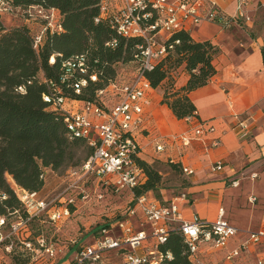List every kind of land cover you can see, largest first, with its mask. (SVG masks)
I'll list each match as a JSON object with an SVG mask.
<instances>
[{
  "label": "trees",
  "instance_id": "1",
  "mask_svg": "<svg viewBox=\"0 0 264 264\" xmlns=\"http://www.w3.org/2000/svg\"><path fill=\"white\" fill-rule=\"evenodd\" d=\"M101 3L102 0H0V9L12 11L22 8L29 17L35 15L33 12L38 15L40 9L47 14L57 12V22L62 26L59 32L46 30L38 49L34 48V42L39 34L33 36L27 26L10 30L0 37V194L8 197L6 200L0 199V216L17 212L20 208L27 212L8 183L7 176H11L21 188L38 194L46 186L47 169L57 172L79 168L93 154L94 148L86 139L70 136L64 114L46 103L43 95L57 94L69 100L94 101L100 90L117 81L114 79L113 66L136 59L143 40L119 36L110 19L96 22L101 14ZM47 23L45 20L40 33ZM114 40L118 42L116 47L107 45ZM166 45H173V50H168L155 69L145 76L152 88L163 89L162 103L167 104L178 119H185L196 112L188 94L208 85L216 75L214 59L220 49L210 41L194 40L190 32L184 30L175 32ZM80 55L86 57L88 75L83 76L79 71L68 74L64 64ZM52 57L55 59L54 64L50 62ZM181 67H185L190 79L178 91L173 75ZM92 74L98 76L97 82L89 78ZM64 76H67L66 81H63ZM83 78L88 80V85L78 95L73 85ZM20 86H26L24 94L16 92ZM137 163L147 179L135 190V195L157 194L163 186L161 172L141 158L137 159ZM168 166L176 173H183L179 163L168 161ZM98 184L97 177H91L85 184V190L91 193L88 201H106L108 194L117 196L130 192L118 193L115 186L111 185L100 190L103 199L98 200L92 195ZM87 186H91V189H86ZM71 194L65 196V205L73 210L77 203L85 200L81 192L77 196ZM68 198H73L74 203L69 204ZM132 205L131 201L127 211L116 218L104 216L105 222L97 228L96 233L89 236L93 240L80 246L76 254L99 238L103 229L127 220ZM46 215L43 213L33 219ZM161 250L170 251L173 258L164 259L160 264H197L190 258L184 237L179 232H171Z\"/></svg>",
  "mask_w": 264,
  "mask_h": 264
},
{
  "label": "built area",
  "instance_id": "2",
  "mask_svg": "<svg viewBox=\"0 0 264 264\" xmlns=\"http://www.w3.org/2000/svg\"><path fill=\"white\" fill-rule=\"evenodd\" d=\"M0 11L7 12L8 9H0ZM38 13L48 23L36 37L35 49L42 44L46 30L62 31V26L55 19L54 12L47 14L40 9ZM100 19H110L117 34L123 38L139 37L143 40L139 54L135 56L140 61L137 76L131 81L110 83L97 93L94 101L69 100L57 94H44V101L64 114L70 136L86 139L94 148L93 154L81 167L70 170V184L55 200L41 199L37 193L29 192L18 185L12 189L30 217L47 213L53 220L60 219L62 215L61 209L58 208H65L63 215H69V208L65 205L67 194L81 188L82 199L85 201L90 199L91 193L85 190L84 186L91 177H97L99 181L92 192L98 200L103 199L100 190L111 185L115 186V191L118 193L133 192L134 197L131 200L133 205L129 209L127 220L120 221L109 229H103L101 236L92 244L82 248L73 261L63 264H108L107 258L113 253L120 257L122 264H160L164 259L173 258L170 251L161 250V246L168 242L173 231L179 232L184 237L190 258L195 263L202 264L199 254L203 247L214 251L223 250L237 237L240 230L225 219L223 207L218 210L215 222L206 223L198 217L186 220L180 208V203L188 200L186 193L180 194L169 203L154 199L151 193L135 195V190L147 179L144 170L137 163L142 152L138 134L144 123V109L150 105L148 93L152 90L145 74L155 69L168 50H173V45L167 46L166 41L175 32L182 30L189 32L191 26L200 25L204 21L216 22L223 28L230 29L234 25H242L243 21H250V17L242 6L239 7L236 15L226 17L214 1L210 2L207 11H203L201 0H102L101 14L96 22ZM165 35L167 38L161 40ZM176 43L178 44L179 41ZM117 44V40H114L107 45L114 48ZM50 62L54 64V57ZM85 62V55H80L67 61L64 67L68 74L79 71V74L86 76L88 69ZM89 78L93 82L98 80L96 74L90 75ZM66 79L67 76H64L63 81ZM87 85L88 80L83 78L74 83L73 89L80 95ZM25 91L26 86L16 89L20 94H24ZM107 96L111 98L108 102L105 100ZM115 97L118 99L117 102L114 101ZM69 102L71 104H68ZM196 117L197 112L185 119L190 121ZM96 119H103L104 122L99 125L94 124L93 120ZM205 132L212 134L215 132V127L208 122H200L194 134L201 137ZM175 139L180 140L183 146H189L192 141V137L187 133L180 134ZM217 145L218 142L215 141L211 146ZM155 146L158 153L165 151V145L161 141L155 140ZM179 164L184 175H194V170ZM223 170L222 163L212 167L213 173ZM251 177L254 180L259 176L253 174ZM232 185L237 187L239 182L233 181ZM0 199L6 200V194H0ZM256 201L255 196L250 198V203L254 204ZM68 202L73 204L74 199L68 198ZM133 219H139L140 224L147 225L148 229L137 227L132 222ZM4 225L5 219L0 218V235ZM248 235V244L264 245V230L248 232ZM242 247L246 246L242 245ZM240 251L241 247L233 250L227 256V260L231 261L238 257ZM47 252H51V249Z\"/></svg>",
  "mask_w": 264,
  "mask_h": 264
},
{
  "label": "crops",
  "instance_id": "3",
  "mask_svg": "<svg viewBox=\"0 0 264 264\" xmlns=\"http://www.w3.org/2000/svg\"><path fill=\"white\" fill-rule=\"evenodd\" d=\"M211 1L217 3L226 17L236 15L242 6L250 21L230 29L207 21L191 26L189 32L194 40L210 41L220 49L214 59L217 73L208 85L188 94L197 112V117L190 121L178 119L162 103L161 88H152L148 93L150 105L144 109V123L138 134L140 158L147 162L172 160L194 170V175L187 176L190 186L184 193L188 200L180 203L186 220L198 217L206 223L215 222L218 210L223 207L225 219L240 230L223 250L203 247L200 259L220 254L231 263L250 256L256 259V264H264V245L248 244V232L264 230V0H201L203 11L209 9ZM173 77L178 91L190 79L185 67L174 72ZM200 122L213 125L215 132L197 137L194 130ZM183 133L192 137L189 146L175 139ZM155 140L165 145L164 152L156 151ZM215 141L218 145L211 146ZM218 163L223 164L224 170L213 173L212 167ZM253 174L259 177L253 180ZM233 181H238L239 186L234 187ZM252 196L257 198V209L249 207ZM152 197L169 203L177 196L162 193L161 198L155 194ZM132 222L148 229L139 219ZM239 247L240 255L227 260Z\"/></svg>",
  "mask_w": 264,
  "mask_h": 264
},
{
  "label": "rangeland",
  "instance_id": "4",
  "mask_svg": "<svg viewBox=\"0 0 264 264\" xmlns=\"http://www.w3.org/2000/svg\"><path fill=\"white\" fill-rule=\"evenodd\" d=\"M33 13L35 15L29 17V14L22 8H15L8 12L0 11V37L10 30L23 26L30 28L33 36L40 34L45 19L37 13ZM55 19H57V14H55ZM166 38L167 35L161 40ZM139 68L140 61L138 59L128 63H117L113 66L114 79L118 82L131 81L137 76ZM161 91L164 93L163 89ZM109 99L111 98L108 96L105 98L107 102ZM114 101L117 102L118 99L115 97ZM93 122L99 125L104 121L96 119ZM148 163L162 174L163 186L157 194L155 193L157 197L161 198L162 193L174 197L189 191L190 179L182 172H174L168 166V162L154 159ZM70 170L61 169L53 172L47 169L45 171L46 186L38 193V197L48 201L55 200L56 196L70 182ZM7 180L11 188L16 187L17 183L11 176H7ZM86 189H91V186H87ZM81 190L78 188L71 195L77 196L79 192H82ZM133 196L134 194L131 192H124L117 196L108 194L105 197L106 201H80L73 210L69 208V215L65 213L63 215L65 208H58V210L61 209L62 215L57 220H53L47 215L33 219L23 208L14 213L9 212L6 216H0L5 219V225L1 229L2 235H0V264H61L66 260H69L70 263L79 247L93 240L92 237L89 239V236L96 233L97 228L105 222L104 216L113 219L124 214ZM248 204L250 208L257 209L258 203ZM48 249H51V252H47ZM222 258L220 254H212L202 258L201 261L202 264H256V259L250 256L231 263ZM107 263L122 264V261L116 254H112L107 258Z\"/></svg>",
  "mask_w": 264,
  "mask_h": 264
}]
</instances>
